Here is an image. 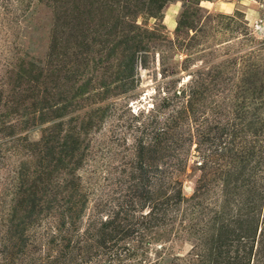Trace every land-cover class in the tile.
I'll return each mask as SVG.
<instances>
[{"label":"rangeland","instance_id":"1","mask_svg":"<svg viewBox=\"0 0 264 264\" xmlns=\"http://www.w3.org/2000/svg\"><path fill=\"white\" fill-rule=\"evenodd\" d=\"M156 5L0 0V264H264V0Z\"/></svg>","mask_w":264,"mask_h":264},{"label":"trees","instance_id":"2","mask_svg":"<svg viewBox=\"0 0 264 264\" xmlns=\"http://www.w3.org/2000/svg\"><path fill=\"white\" fill-rule=\"evenodd\" d=\"M150 3H152V2H156V7L157 8H159V7H161V5L163 4V2L164 1H166V0H159V2L157 1V0H148ZM214 217H215V219L217 220V217H218V215H219V210L218 211H215L214 212ZM224 215V214H223ZM225 220H229L230 222L232 221V218L230 217V219H225ZM222 223V222H221ZM262 225H264V222L262 223ZM225 226H227V225H219V227H218V229H217V231L218 230H220V229H222V228H224ZM261 230V229H260ZM260 233V232H259Z\"/></svg>","mask_w":264,"mask_h":264}]
</instances>
